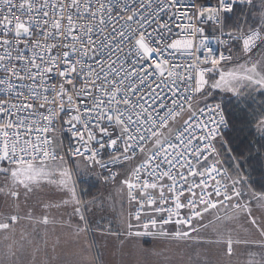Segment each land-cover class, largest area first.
I'll list each match as a JSON object with an SVG mask.
<instances>
[{
	"label": "built area",
	"instance_id": "2783aa9c",
	"mask_svg": "<svg viewBox=\"0 0 264 264\" xmlns=\"http://www.w3.org/2000/svg\"><path fill=\"white\" fill-rule=\"evenodd\" d=\"M255 1L0 0V168L81 159L109 182L188 110L132 173L135 234L174 240L206 211L244 207L217 149L223 106L191 104L237 50L256 57L259 30L222 24Z\"/></svg>",
	"mask_w": 264,
	"mask_h": 264
},
{
	"label": "rangeland",
	"instance_id": "374dc122",
	"mask_svg": "<svg viewBox=\"0 0 264 264\" xmlns=\"http://www.w3.org/2000/svg\"><path fill=\"white\" fill-rule=\"evenodd\" d=\"M260 2L264 5V0ZM257 28L261 42L256 57L251 61L240 55L218 65L214 69L217 72L208 77L205 93L191 108L210 100L223 106L230 100L244 101L253 92L264 93V9ZM188 116L185 110L173 119L143 154L124 163L109 182L102 183L96 169L81 159L71 164L61 159L0 168V264H264V196L249 201L251 220L243 211L247 203L240 192L245 206L239 208L242 217L238 221L220 228L216 223L223 217L203 227L211 228L212 237L227 238L231 246H227L230 242L220 246L219 240L193 241L196 234L192 227L198 218L180 225L179 231L186 235L174 240H145L135 234L139 227L128 225L131 221L141 223L132 214L134 205L128 195L134 169ZM258 128L264 129V117ZM88 177L98 187L90 199L79 183V179L86 181ZM150 216L154 220L160 217L150 212L143 218ZM156 229L176 231L173 225ZM204 244H211V249L205 250ZM206 254H211L210 260Z\"/></svg>",
	"mask_w": 264,
	"mask_h": 264
},
{
	"label": "trees",
	"instance_id": "16d2710c",
	"mask_svg": "<svg viewBox=\"0 0 264 264\" xmlns=\"http://www.w3.org/2000/svg\"><path fill=\"white\" fill-rule=\"evenodd\" d=\"M205 1L216 0H199V2ZM260 1L252 4H236L231 12L223 16V30L237 34L258 30V19L264 9ZM233 57L234 59L240 57L238 50ZM223 108L229 129L224 132L217 144L221 159L232 178L233 176L241 178L243 173L249 180L252 190L264 194V135L255 132V125L264 114V93L253 92L248 94L244 101L230 100L223 104ZM79 183L82 192L87 191L88 199L97 192L98 187L93 185L92 178L88 177L86 181L79 179Z\"/></svg>",
	"mask_w": 264,
	"mask_h": 264
},
{
	"label": "crops",
	"instance_id": "0c3cea01",
	"mask_svg": "<svg viewBox=\"0 0 264 264\" xmlns=\"http://www.w3.org/2000/svg\"><path fill=\"white\" fill-rule=\"evenodd\" d=\"M217 71H213L210 76L214 75ZM264 117V114L263 116L260 118V120ZM259 120V121H260ZM258 121V123H259ZM258 123L255 125V132L259 135H264V129H259L258 128ZM145 159V158H144ZM223 161V160H222ZM240 167V166H239ZM242 169V168H241ZM240 172V170H239ZM242 173V171H241ZM233 176V175H232ZM132 177V175H131ZM130 177V178H131ZM239 176H233L234 180L239 183L240 185V192H241V196L242 198L244 199V201L247 203V206L245 207V210H243V208L241 210H243L246 215H247V218L249 220H251V214L249 213V201L250 200H255L256 198L258 200H260V196H264V194H258V193H255L252 188L250 187V184L248 183L249 180H247V178H245V176L243 175L242 173V177L238 178ZM127 198V196H126ZM248 207V208H247ZM241 210L238 209V210H228V209H225V208H219L217 212L215 211H206L204 212L203 214H201L198 219H196L195 223H197V225L195 224L193 227H192V230L194 231L193 233H195L196 235L194 236V238L192 239L193 241H197V242H205V243H213L215 241H218L221 243L220 246H223L222 244H226L229 243L227 246H231V241H229L227 238L226 239H223V238H216V237H212L211 234H210V229L211 228H207V229H204L203 227L206 226L208 223H212V222H215L216 220L220 219V218H223V219H226L225 221H222L223 219H221L220 223H216L218 225V227L220 228H224L226 227L228 224H233L234 222L238 221L241 217H242V214H241ZM127 215H129L127 213ZM153 217V216H152ZM201 221H203L204 223H201ZM209 221V222H208ZM129 222V221H128ZM132 222V221H131ZM128 223V225L132 226V225H138V224H133V223ZM127 225V226H128ZM246 225H248L246 223ZM248 230V228H246ZM251 231V230H250ZM217 239V240H215ZM233 242V241H232ZM241 242V241H240ZM243 242V241H242ZM244 243H249L247 241H244ZM211 244H204V247H205V250H207L208 248L211 249ZM262 244H260L261 246ZM2 251V250H1ZM209 253L210 250H209ZM262 253H264V250L262 251ZM207 257H208V260H210V255L211 254H206ZM205 255V256H206ZM204 256V257H205Z\"/></svg>",
	"mask_w": 264,
	"mask_h": 264
}]
</instances>
